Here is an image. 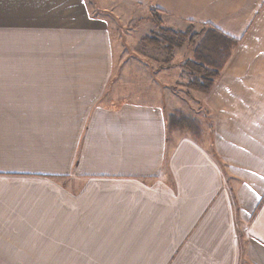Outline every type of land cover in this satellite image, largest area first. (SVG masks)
I'll use <instances>...</instances> for the list:
<instances>
[{
    "label": "crops",
    "instance_id": "crops-1",
    "mask_svg": "<svg viewBox=\"0 0 264 264\" xmlns=\"http://www.w3.org/2000/svg\"><path fill=\"white\" fill-rule=\"evenodd\" d=\"M93 1L237 45L187 113L144 63L107 100L113 35L90 0H0V264H264V0ZM175 111L200 139L168 130Z\"/></svg>",
    "mask_w": 264,
    "mask_h": 264
},
{
    "label": "rangeland",
    "instance_id": "rangeland-1",
    "mask_svg": "<svg viewBox=\"0 0 264 264\" xmlns=\"http://www.w3.org/2000/svg\"><path fill=\"white\" fill-rule=\"evenodd\" d=\"M87 1L89 3V0ZM90 2L92 3V13L107 20L113 35L115 52L114 72L110 86L107 88L108 93L106 99L112 100L113 98L115 99L114 95L117 96L118 93L113 91V84L116 83L117 85L118 80H129L130 74L137 75L140 78L144 77L138 70H134L138 68V66H136L139 65L138 63H144L150 66V70L148 69L149 72L146 76L150 75L154 81L162 80L164 82L163 91L172 96H176L178 100L183 101V107L185 108L186 106L185 112L187 113L186 102L187 98H189L187 94L190 92V88L187 85L192 79V76L187 71L183 70L181 65L185 61L191 59L193 47L199 39L195 41L194 45H189L188 38L194 33H198L200 31V27L185 26L182 31H178L168 26H164L163 24L164 27L171 29L174 32L187 33V36L183 38V40L181 37L172 39L166 36L163 31L154 27L152 22L143 19V17L138 18L140 16H138L137 13L133 14L134 16L132 15V18L129 20H126L125 16L122 17L121 15L119 19H117V17L113 15L104 13L99 8L100 6H97L93 0H90ZM125 13L127 14V12ZM151 35L157 39L156 45H151L144 41V38H148ZM169 42H171L173 47L171 54H168L165 50V47ZM167 85L170 87H167ZM140 88L142 89L143 87L139 85L135 88L132 87V91L134 90L133 94H137ZM149 90L150 88L148 86L143 88V91L145 92H148ZM111 91L116 94H110ZM176 105L177 103L174 104V107H176ZM161 180L163 181V184H165L166 189H170L171 192L174 193L173 179ZM152 184L153 183L150 182L148 183L149 186ZM155 202L156 206H158L159 202ZM173 202L174 199H167V201H163V207L174 208Z\"/></svg>",
    "mask_w": 264,
    "mask_h": 264
},
{
    "label": "trees",
    "instance_id": "trees-1",
    "mask_svg": "<svg viewBox=\"0 0 264 264\" xmlns=\"http://www.w3.org/2000/svg\"><path fill=\"white\" fill-rule=\"evenodd\" d=\"M151 22L154 27L172 39L181 37L183 40L187 36L186 32H174L164 27L159 14L155 11H152ZM197 39L199 40L193 47L191 59L185 61L181 68L192 76L187 85L190 89L208 93L218 79L231 50L237 45V41L222 35L212 27H203L198 33L191 35L188 44L194 45ZM144 41L151 45L157 43L153 35L144 38ZM165 48L167 53L171 54L173 48L171 42ZM167 128L168 130L186 129L196 139H200L202 135V126L198 120L181 111H175L168 116Z\"/></svg>",
    "mask_w": 264,
    "mask_h": 264
}]
</instances>
